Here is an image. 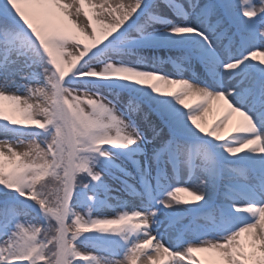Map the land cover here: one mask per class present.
<instances>
[{
	"label": "snow or ice",
	"instance_id": "snow-or-ice-1",
	"mask_svg": "<svg viewBox=\"0 0 264 264\" xmlns=\"http://www.w3.org/2000/svg\"><path fill=\"white\" fill-rule=\"evenodd\" d=\"M0 133V264H264V0H0Z\"/></svg>",
	"mask_w": 264,
	"mask_h": 264
},
{
	"label": "bare ground",
	"instance_id": "bare-ground-1",
	"mask_svg": "<svg viewBox=\"0 0 264 264\" xmlns=\"http://www.w3.org/2000/svg\"><path fill=\"white\" fill-rule=\"evenodd\" d=\"M85 10L89 11V13L91 14V10L87 7V5H85ZM69 51H72V49H68ZM158 55L164 56L166 58V54L161 52L158 53ZM260 57H257L256 60H254V63H259ZM164 68L166 71H175L173 65L171 64H166L164 65ZM185 75H190V73H185ZM169 90H175L174 86L172 88H170ZM193 101H189V103H192ZM214 104L216 102H213ZM214 115L212 113L206 114L205 119L207 121L208 126H211L214 120ZM240 118L233 116L231 122L229 123L227 129H225L221 135L222 136H228L230 133H234V129L237 126L238 123H240ZM181 199H191L189 196H187L186 193H178L177 194Z\"/></svg>",
	"mask_w": 264,
	"mask_h": 264
},
{
	"label": "rangeland",
	"instance_id": "rangeland-1",
	"mask_svg": "<svg viewBox=\"0 0 264 264\" xmlns=\"http://www.w3.org/2000/svg\"><path fill=\"white\" fill-rule=\"evenodd\" d=\"M5 138L6 137H4L2 133H0V139H5ZM93 254H95V253H93ZM197 255L200 256V255H203V254H197Z\"/></svg>",
	"mask_w": 264,
	"mask_h": 264
}]
</instances>
